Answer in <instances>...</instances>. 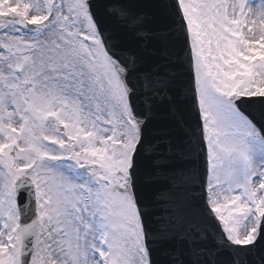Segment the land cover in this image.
Masks as SVG:
<instances>
[{
    "label": "snow or ice",
    "instance_id": "snow-or-ice-1",
    "mask_svg": "<svg viewBox=\"0 0 264 264\" xmlns=\"http://www.w3.org/2000/svg\"><path fill=\"white\" fill-rule=\"evenodd\" d=\"M0 264H264V0H0Z\"/></svg>",
    "mask_w": 264,
    "mask_h": 264
}]
</instances>
